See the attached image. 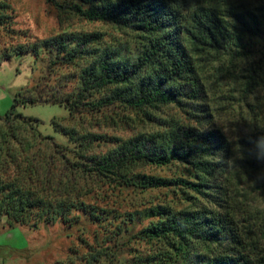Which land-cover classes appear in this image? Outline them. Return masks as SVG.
<instances>
[{
    "label": "trees",
    "instance_id": "16d2710c",
    "mask_svg": "<svg viewBox=\"0 0 264 264\" xmlns=\"http://www.w3.org/2000/svg\"><path fill=\"white\" fill-rule=\"evenodd\" d=\"M46 2L60 16L112 24L126 32L128 40L107 44L97 31H63L0 54V62L23 53L36 61L42 50L53 58L49 68H75L71 78L76 83L67 90L66 80H61L44 94L36 90L37 84H28L14 94L9 111L0 117V227H71L79 214L99 224L104 211L85 198L104 184L168 189L181 206L144 208L149 221L138 234L151 249L131 264H264L263 228L241 224L225 190L234 168L254 176L264 165V110L246 103L249 114L241 117L233 147L214 126L204 103V73L216 62H245L238 77L243 97L252 98L264 82V0ZM8 10L0 1V28L6 30ZM27 104L63 105L69 117L82 110L97 114L116 104L150 120H159L154 114L160 108L177 106L186 117L159 120L156 130L125 139L78 136L61 124L63 119L53 118V130L67 139L61 145L40 133L38 119L15 112L16 106ZM108 141L112 147L105 153H84L93 143ZM173 164H180L187 176L137 171ZM82 244L84 254L54 264L106 262L107 253L96 240Z\"/></svg>",
    "mask_w": 264,
    "mask_h": 264
},
{
    "label": "rangeland",
    "instance_id": "374dc122",
    "mask_svg": "<svg viewBox=\"0 0 264 264\" xmlns=\"http://www.w3.org/2000/svg\"><path fill=\"white\" fill-rule=\"evenodd\" d=\"M0 1L8 5L7 13L11 17L8 30L0 28V54L18 44L30 45L63 31H97L102 34L103 41L107 44L128 40V34L112 24L60 16L46 0ZM51 60V56L40 50L36 61L30 53H23L12 55L0 62V117L9 111L14 94L28 84H37L36 90L44 94L50 87L53 89L61 80H66V89L71 90L76 84L75 79L71 78L75 68L58 64L49 68ZM244 67L245 62H216L213 68L204 73V103L210 109L214 126L225 134L233 147V141L242 129L241 117H247L249 114L246 103H252L264 110V82H260L251 95L253 99L243 97L238 77L244 73L241 70ZM15 112L38 119L41 122L40 133L53 137L54 141L61 145H65L67 139L53 130L50 124L53 118L63 119L61 124L75 129L78 136L93 133L105 139H125L140 132L156 130L159 120L173 118L181 121L186 117L177 106H168L160 108L154 114L159 120H150L137 111L116 104L97 114L82 110L75 113L74 117H69L65 107L58 104L18 105ZM111 147L110 141L93 143L89 146V151L84 153L102 154ZM137 171L169 178L187 176L180 164L161 168L147 165ZM252 176L240 168H234L233 174L225 183V190L232 212L239 222L249 223L254 229L264 230V165ZM85 201L104 211H100L99 224L92 223L79 214L77 222L71 227L55 223L52 226L40 224L37 230L25 226H15L9 230L0 229V264L65 262L86 252L82 241L92 243L94 240L107 253L106 262L102 264H131L135 256L143 257L151 249L138 234L149 221L144 208L156 204L181 206L180 198L168 189L141 191L112 184L100 185V191L87 196ZM3 223L4 218L0 224Z\"/></svg>",
    "mask_w": 264,
    "mask_h": 264
},
{
    "label": "crops",
    "instance_id": "0c3cea01",
    "mask_svg": "<svg viewBox=\"0 0 264 264\" xmlns=\"http://www.w3.org/2000/svg\"><path fill=\"white\" fill-rule=\"evenodd\" d=\"M15 228V227H14ZM0 229H4V230H9V229H12V228H4V227H0Z\"/></svg>",
    "mask_w": 264,
    "mask_h": 264
}]
</instances>
